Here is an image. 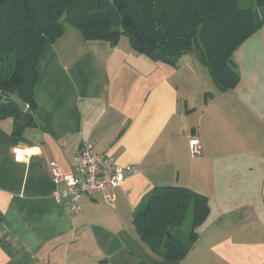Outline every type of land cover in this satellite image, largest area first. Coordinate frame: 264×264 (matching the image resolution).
<instances>
[{
    "label": "crops",
    "instance_id": "crops-1",
    "mask_svg": "<svg viewBox=\"0 0 264 264\" xmlns=\"http://www.w3.org/2000/svg\"><path fill=\"white\" fill-rule=\"evenodd\" d=\"M130 44L66 27L37 66L36 123L16 133L13 117L0 118V264H264V27L234 53L240 81L224 91L198 53L172 65ZM85 142L139 172L108 191L112 204L108 192L84 196L72 216L49 163L72 173ZM163 185L209 198L176 262L150 251L134 223Z\"/></svg>",
    "mask_w": 264,
    "mask_h": 264
},
{
    "label": "trees",
    "instance_id": "trees-1",
    "mask_svg": "<svg viewBox=\"0 0 264 264\" xmlns=\"http://www.w3.org/2000/svg\"><path fill=\"white\" fill-rule=\"evenodd\" d=\"M239 1L0 0V118L13 117L16 133L36 123L31 87L37 66L46 47L64 34L66 22L87 39L115 44L126 36L135 50L172 65L181 55L196 52L219 89L237 87L234 53L264 27V0H253L252 7ZM9 60H14L12 68L4 65ZM17 89L31 115L6 95ZM145 199L134 214L139 238L166 261L183 259L209 214V198L189 187L163 185ZM191 210L192 226L182 238L174 229L185 224Z\"/></svg>",
    "mask_w": 264,
    "mask_h": 264
},
{
    "label": "built area",
    "instance_id": "built-area-1",
    "mask_svg": "<svg viewBox=\"0 0 264 264\" xmlns=\"http://www.w3.org/2000/svg\"><path fill=\"white\" fill-rule=\"evenodd\" d=\"M189 146L193 154H201L200 140L196 136L190 139ZM94 149L91 142H85L82 145L72 173L63 172L54 161L49 163L52 169L51 177L54 181L66 184L64 190L57 193V197L64 202L69 215L73 216L82 211L80 201L84 196H95L112 191L120 186L128 176L139 172L136 164H119L112 155L98 153ZM115 198L113 192H108L104 201L112 204Z\"/></svg>",
    "mask_w": 264,
    "mask_h": 264
},
{
    "label": "rangeland",
    "instance_id": "rangeland-1",
    "mask_svg": "<svg viewBox=\"0 0 264 264\" xmlns=\"http://www.w3.org/2000/svg\"><path fill=\"white\" fill-rule=\"evenodd\" d=\"M239 2L243 7H252L255 5V1L253 0H240ZM261 13H264V11L262 10ZM69 26H72V25L66 22V27H69ZM192 53H195L194 56L198 57L196 52H192ZM4 65L8 68H12L14 65V60H9L5 62ZM192 220H193V211L191 210L186 219V222H184L185 224L182 227L175 228L174 233L178 236H181L182 238H187V235L189 234L191 226H192V223H191Z\"/></svg>",
    "mask_w": 264,
    "mask_h": 264
},
{
    "label": "water",
    "instance_id": "water-1",
    "mask_svg": "<svg viewBox=\"0 0 264 264\" xmlns=\"http://www.w3.org/2000/svg\"><path fill=\"white\" fill-rule=\"evenodd\" d=\"M6 95L11 98L14 103L21 109V110H24L26 112V114H29L31 115V110L28 108V105L25 101H23V99L20 97L19 95V90H15L14 92H7ZM39 123H40V126H43V128L45 127L44 125V122L39 119Z\"/></svg>",
    "mask_w": 264,
    "mask_h": 264
}]
</instances>
